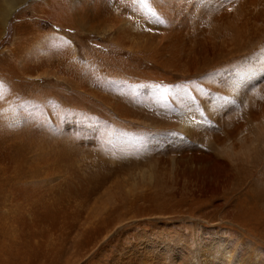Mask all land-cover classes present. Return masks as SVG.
I'll use <instances>...</instances> for the list:
<instances>
[{"label":"rangeland","instance_id":"374dc122","mask_svg":"<svg viewBox=\"0 0 264 264\" xmlns=\"http://www.w3.org/2000/svg\"><path fill=\"white\" fill-rule=\"evenodd\" d=\"M5 1L0 0V264H104L115 249L112 242L96 254L105 227L114 232L162 217L190 228L208 219L209 198H221L224 207L227 188L201 194L191 182L166 183L155 171L160 155L150 147L153 135L183 138L177 114L192 100L182 83H197L212 70L200 69L207 59H199L197 73L176 77L182 66L175 68L162 43L168 30L160 14L143 25L130 10L116 21L111 3L108 13L99 14L95 10L105 0H18L3 18ZM147 11L139 7L134 13L146 18ZM210 33L213 40L222 35L215 27ZM228 38L239 44L236 36ZM214 50L225 53L217 43ZM203 139L202 146L217 153L212 136ZM253 145L250 162L239 157L230 165L228 187L249 168L254 172L247 181L264 170V139ZM151 172L157 178L149 181ZM152 195L176 204L188 197L205 200L199 208L185 203L184 211L170 212L165 205L156 208ZM122 203L132 206L124 223L123 217H108L107 226L94 223L95 234L87 231L89 211ZM252 230L246 225V233L260 240L261 231ZM90 236L100 237L98 244L84 249Z\"/></svg>","mask_w":264,"mask_h":264},{"label":"bare ground","instance_id":"6f19581e","mask_svg":"<svg viewBox=\"0 0 264 264\" xmlns=\"http://www.w3.org/2000/svg\"><path fill=\"white\" fill-rule=\"evenodd\" d=\"M151 1L105 0V4L99 3V10L95 11L108 13L107 6L111 3L117 9L113 16L116 21L130 10L142 24H149L148 18L160 14L168 30L162 43L170 49L175 68L182 66V73L174 71L176 77L197 73L195 68L199 59H207V63L199 64V67L203 70L211 68L209 75L201 74L197 83L193 80L182 83L188 87L186 97L190 96L192 100L190 106L177 114L182 121L183 138L169 140L154 134L150 147L160 155L155 167L160 180L176 184L189 181L201 194H213L215 190L224 192L227 188L224 193L226 202H221L224 204L221 208V198H209L206 206L211 210L205 213L208 219L201 218L190 228L184 227L181 221L161 217L142 220L133 224L131 229L126 223L114 232L103 228L107 226V218L119 221L123 217V222L132 206L122 203L116 209L102 212L90 209L85 221L87 231L93 232L90 228L94 223L105 230L99 244L100 237L91 240L90 236V241L82 247L91 250L98 244L96 254L99 256L114 242L115 249L103 258L104 264H264V231L261 230L264 229V218L256 217L264 212V170L259 173L260 170L256 169L259 175L247 181L254 172L249 168L245 174L237 176L233 187H228L234 176L230 165L239 157L250 162L256 148L253 144L264 139V0H155L149 6ZM5 2L6 7L1 13L3 18H7L19 3L18 0ZM139 7L147 8L151 16L145 18L142 14H135L134 10ZM211 27L222 33L216 41L211 37ZM100 28L97 25L93 31L98 32L96 29ZM228 33L239 39L237 46H233ZM253 34L255 39L244 42ZM119 39H116L117 43H120ZM256 42L258 46L253 49ZM215 43L225 53L215 51ZM242 117L246 118V124ZM221 132L228 136H222ZM204 135L212 136L218 146L217 153L202 146ZM169 151L172 156L167 154ZM154 173L148 174L149 181L157 178ZM146 174L143 172L142 176ZM151 198L155 199L156 208L166 206L170 212L184 211L185 203H197L196 208H199L205 200L188 197L176 204L164 196L152 195ZM246 225L255 233L261 231V241L246 233ZM124 237L128 241L123 240ZM86 255L87 252L73 256L77 260Z\"/></svg>","mask_w":264,"mask_h":264}]
</instances>
